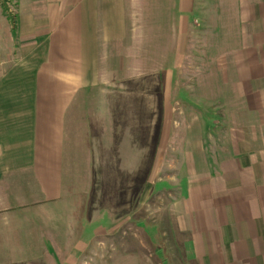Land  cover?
<instances>
[{"label":"crops","instance_id":"obj_1","mask_svg":"<svg viewBox=\"0 0 264 264\" xmlns=\"http://www.w3.org/2000/svg\"><path fill=\"white\" fill-rule=\"evenodd\" d=\"M198 4L203 21L212 14L216 21H234L227 40L237 44L216 56L221 84L215 130H207L204 109L192 115L198 128L193 123L162 135L172 156L165 180L158 178L161 164L154 166L150 189L151 222L165 217L167 224L161 231L151 226L167 237L156 249L168 251L163 264H264V0H177L181 21H190ZM9 12L0 3L2 232L9 230L12 214H42L62 201L70 123L91 93L110 96L104 85L111 82L105 76L111 54L124 56L128 36L126 0H17L13 20ZM116 92L115 115L126 102ZM198 100L206 107L205 93ZM175 136L182 141H172ZM138 150L135 145L134 163L124 157L118 168L137 175ZM134 202L133 215H124L116 227L119 234L126 233L131 217L134 234L142 229V195ZM134 245L133 253L113 264H162L144 257L141 240L135 238Z\"/></svg>","mask_w":264,"mask_h":264},{"label":"rangeland","instance_id":"obj_2","mask_svg":"<svg viewBox=\"0 0 264 264\" xmlns=\"http://www.w3.org/2000/svg\"><path fill=\"white\" fill-rule=\"evenodd\" d=\"M0 3L13 20L17 0ZM126 3L124 56L111 54V73L105 75L111 82L104 87L111 94L103 99L98 91L91 93L89 103L77 107L70 123L64 197L42 214H12L5 232L0 221V264H113L135 251V238L143 242L144 257L162 264L167 261L168 251L156 249L166 243V234L153 233L151 228L159 226L161 231L167 225L165 217L151 222L154 166L161 164L158 178L165 180L170 171L166 163L172 156L162 135L167 129L179 132L193 123L198 128L192 115L204 109L207 130H215L216 85L221 84V75L214 69L216 56L237 44L227 40L234 33V21H216L215 14L203 21L202 4L190 21H181L177 0ZM12 22L17 30L16 21ZM168 70L173 74L168 75ZM167 82L169 89L165 90ZM116 91L126 102L115 115L117 98L112 93ZM200 91L207 96L206 107L198 106ZM172 141L182 138L175 136ZM135 145L142 151V169L137 175L118 168L124 157L127 164L135 162ZM173 156L182 160L181 153ZM140 194L144 216L140 233L135 235L134 228H129L130 223L134 225L131 217L125 224L126 233L119 234L118 223L124 215H133Z\"/></svg>","mask_w":264,"mask_h":264},{"label":"trees","instance_id":"obj_3","mask_svg":"<svg viewBox=\"0 0 264 264\" xmlns=\"http://www.w3.org/2000/svg\"><path fill=\"white\" fill-rule=\"evenodd\" d=\"M3 4V3H2Z\"/></svg>","mask_w":264,"mask_h":264}]
</instances>
